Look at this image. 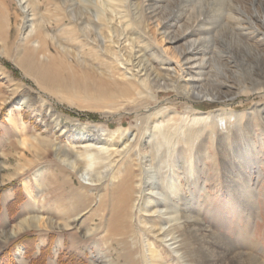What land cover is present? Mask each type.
Returning <instances> with one entry per match:
<instances>
[{"label": "rangeland", "instance_id": "1", "mask_svg": "<svg viewBox=\"0 0 264 264\" xmlns=\"http://www.w3.org/2000/svg\"><path fill=\"white\" fill-rule=\"evenodd\" d=\"M93 1L31 0L33 12L36 13L32 37L37 38L35 43L41 46L29 58L26 52L31 46L22 39V28L30 16L23 11L18 0H0V25L3 26V44L0 42V162L8 165L0 170V264L3 254L11 261L9 264H140L137 261L140 257H133L134 253L140 252L147 233L138 228L141 214L137 210L132 214L130 209L133 194L123 193L120 190L122 184L117 180L111 182L106 179L96 186L88 185L89 173L77 174L57 159L50 146L72 158L82 149L80 146L86 138L92 139L97 146L104 143L117 146L120 144L119 138L112 140L105 132L130 128L137 136L127 153L114 158L101 152L95 153L96 150L90 151L92 156L99 154L98 160L101 156L103 161L96 162V170H102L105 161L110 162L113 164L111 171H121V176H126L125 180L129 177V171L137 174L140 170L136 156L138 148L149 150V147L143 148L146 141L145 136H141L146 128L152 129L159 124L161 129L169 127L174 130L180 121L191 127L187 114L216 110L235 112L239 119H232L226 124L214 123L211 128L200 130L193 138L191 151L181 141L184 135H171L167 147L176 144L173 156L181 157L179 161H183L182 169L185 171L190 167L191 160L195 161L192 169L199 176L197 185L200 189L197 190L196 184L191 186L186 182L182 169H179V179L184 192L187 193L188 188L197 191V216L202 225L209 229L205 231L207 235L211 231L213 234L204 241L205 244L210 249L220 250L219 243L224 242L232 245L234 251H245L264 263V91L253 92L250 88L263 87L264 77L255 76L257 83L246 79L245 72L252 71V62L247 70L241 66L226 67L223 64L225 53L230 51L235 54L236 49L245 42L264 51V41L257 40L258 33L244 26L246 21L237 19L239 12L235 10V5L239 7L244 3L249 13L255 8L263 13L259 9L261 7L257 2L250 7L249 0H223L220 20L233 32L227 34L228 31L224 38L215 28L209 34L212 36L211 42L206 45L201 40L200 43L211 50L208 56L205 55L204 62L213 68V74L221 69L239 81L220 88L223 90L221 94L226 93L227 96L209 101L185 96L171 86L155 91L153 98L149 94L138 95L140 88L122 76L123 69L114 59L116 55L119 56L117 44L122 43V50L128 53L131 45L125 40L127 37L133 38L134 46H137L135 50L140 49L139 53L143 52L145 56L151 52L160 55L161 51L163 56L159 58L167 62L158 63L153 61L154 55H149L152 56L153 66L159 70L168 69L179 84L184 83L186 75L178 72L176 58L184 46L190 48V39L197 38L199 41L203 34L194 32L177 43L168 41V37L196 24L197 7L191 9L192 4L188 6L190 10L187 6L185 10H179V19L171 21L173 28L163 33V25L169 21V15L173 12L172 15L178 14V0H146V3L151 2V8L157 7L155 12L148 9L146 13H135L137 21L128 26L123 21L118 22L119 19L116 22L111 20L102 29L105 40L97 44L95 32L98 28L94 26L91 16L95 12ZM135 3L138 12L139 8L143 10L148 7L142 0H135ZM132 13L133 10L131 16ZM107 15L115 16L110 11H107ZM72 19L80 23L79 26L84 25L90 38L82 36L77 27L74 29ZM111 26L116 28V32ZM238 32H245V35ZM197 41L195 46L200 45ZM96 45L104 50L103 58L94 55ZM163 47L168 48L162 52ZM62 48L69 52H64ZM18 51L23 61H18ZM23 54L27 55L22 57ZM39 54L45 55V63L44 58L38 57ZM26 57L29 62L24 59ZM261 58L264 59V56ZM98 60L102 61L101 65ZM38 64L43 69H38ZM126 66L130 67L129 64ZM49 69V73L45 71ZM200 69L197 66L191 73V83L197 77L201 78ZM158 110L159 113H153ZM8 115L13 117L20 131L8 121ZM21 134L38 135L47 142H44L43 148L37 146L36 150H28L18 142ZM16 166L22 167L20 172L6 178L5 175L12 173ZM37 169L42 171L39 182L33 176ZM135 180L129 179V184L134 186ZM26 190L30 195H36L38 214L53 216L61 223L76 214L75 220L67 228L30 229L6 237L3 232L8 231L25 214L23 205L29 200ZM125 201L129 204L122 205ZM134 243L137 250L135 248L134 252H130L129 244ZM156 243L166 264H186L175 253L163 248L158 240ZM199 245L202 255V241H199ZM195 263L208 264V259L199 256Z\"/></svg>", "mask_w": 264, "mask_h": 264}, {"label": "bare ground", "instance_id": "2", "mask_svg": "<svg viewBox=\"0 0 264 264\" xmlns=\"http://www.w3.org/2000/svg\"><path fill=\"white\" fill-rule=\"evenodd\" d=\"M82 1H87V0H82ZM142 1H144L145 4L148 5V7L143 10L139 8L140 9L139 12L137 11L138 6L137 3H135V0L93 1L95 2V6H94L95 12L91 16L94 26L98 28V31L95 32L96 38L98 37L96 39L97 44H100L105 40V35L103 34L102 29L105 28L106 24L109 23L111 20L116 22V20L119 19L118 22L123 21L126 24V26H128L137 21L138 16L135 13H139V14L146 13V10L148 9H150V12L152 11L155 12L157 10V7L151 8L150 6L152 5L151 2L146 3V0H142ZM18 2L21 8L23 9V11L24 12L27 11V15L30 16V18H26V20L24 21L22 28L23 30L22 39H24V41H27L28 44H30L31 46L30 50L28 49V52H26L29 54L28 56L30 58V56L35 55L34 52L41 46L39 43L38 45L37 43H35L37 41L36 40L37 38L32 37L34 36L33 34L36 27L34 26L35 25L34 19H36L35 17L36 13L33 12V6H32V2L34 3V1L31 2V0L30 1L18 0ZM224 2L225 1L223 0H178L176 5L177 8L176 13L178 14L172 15L175 12L171 13L169 15V17L171 16L169 21L163 25L164 30L162 32L168 33L169 29L173 28L174 26L173 22L179 19L178 17V15H180L179 10H183V9L185 10L186 6L187 9L190 10L188 6L192 4L193 6H191V9L194 6L198 8L195 19L197 20L196 24H194L193 26L190 25V29H187L180 33H176L177 35L173 37H168L169 38L168 41L172 43H177V41H179L184 36L193 34L194 32L203 34L202 36H200V40L198 39L199 41H197V38L190 39L189 44H191L192 48L191 46L190 48L184 46L183 50L179 53V56L174 54L175 57L177 56L176 65L179 67L178 72L180 71L181 73H184L186 75V77L183 79L184 83L182 84H179L177 80L170 75V71L168 69L161 68V70L165 69L161 71L153 66L152 62L155 60L158 63L160 61L167 62L166 59L159 58L160 56H163V54H161V51H160V55L159 54L154 55L153 54L154 52H151V54H149V55H154L155 59L153 60L151 58L152 56L149 55L145 56L144 55L145 53L142 54L143 52L139 53L140 49L137 48L135 50L137 46H134L133 38L127 37L125 40L128 42L129 45H131L130 46L131 51H129L128 53H125V49L122 50V46H123L122 43L117 44L116 48H118L117 51L119 53L118 52L117 53L119 54V56L116 57L117 56L116 55L114 58L116 64L120 65L121 68L123 69L122 76L127 81H131L135 83L140 88V90L137 91L138 95L144 93V94H149L150 97L153 98L155 91H159V90L162 91V89H167L170 86L175 88L177 91L180 90L185 96L191 98L206 99L209 101L221 100L223 97L228 95L225 93L223 94L224 95L223 96L221 94L223 90H221L220 88H222L225 85H233V83L235 82L237 83V81H239L238 78L227 75V73L221 69L217 71L215 70L216 72L213 74L212 71L213 68L211 67L212 68L211 69L209 67V63L207 64L204 62L205 60L204 58L206 57L205 55L211 52V50L207 47H204L203 46L205 45L204 43H200L202 40L203 42L206 43V45L209 44L212 40L211 39L212 36H209V34L215 28H218L219 34H221V36L224 38L227 36L225 34L228 31L229 32L227 34L233 32L227 27V25H225V23H221L220 20L223 14L222 8L224 6ZM255 2L259 4V7H261L259 9H261L263 13H259L258 8L253 9V12L249 13L248 8L246 6H243L244 3L243 5L239 3L240 4V5L238 4L239 7L238 6L236 7L235 5V10L239 12L237 15L238 16L237 19L241 18L242 20L246 21L245 25L244 24L243 25L247 27L249 30H253V32L258 33L257 40L264 41V30L262 29V26L264 27V0H249L250 7H254L255 5H253V3ZM229 6L232 7L233 5L232 6L229 5ZM132 10H133L132 13L133 16H131L130 14ZM107 11L112 12L115 16L109 17L107 15ZM71 18L72 16L70 17V19ZM233 18L234 17L232 16V20ZM71 23L75 27L74 29H76L77 27V30L82 36L90 38L88 36L87 31L85 30L84 25L79 26L80 23L76 22V20L73 19L71 20ZM74 29L71 30L74 31ZM111 29H113V31L116 32L115 27L111 26ZM2 32H3V26L0 25V42L3 44ZM233 34L230 35L233 36ZM240 35L242 36L245 35V32L240 33ZM75 38L77 39V37ZM196 41L200 45L195 46ZM93 46L94 44L92 45V47ZM178 46H176V48ZM166 48L168 47L161 48L162 52H164ZM94 50H95L94 55L96 57L97 56L102 57V55L104 54V50L100 48V45H96ZM64 52H69V51L64 50ZM6 54H8V52H6ZM233 54L234 52L230 53V51L229 52L227 51V53H225L224 55L225 60L223 64L227 65L226 67L241 66L245 70H247L250 66V62H252L253 63V66L251 67L252 71L248 70L245 72L246 79L257 83L258 78H256L255 76L264 77V59L261 58L262 56H264V51H259V49L254 47L252 43L245 42V45H240V48L236 49L235 54L234 55ZM26 55L27 54H23L22 57ZM16 57L18 61L19 59L20 60L23 59L21 58L19 51ZM38 57H40L41 59L44 58L45 55L39 54ZM24 59H27V57ZM43 60L45 63L46 61L45 58ZM41 61L42 60H40V62ZM37 62L38 61H36V63ZM36 63L33 64L35 65ZM101 63L102 61H99L98 64L101 65ZM40 64L44 66L43 63ZM127 64H129L130 67L129 66L127 67L126 66ZM41 65L39 64L37 65L38 69L42 68V67L40 68ZM197 66L201 68L200 74H202V76L201 78L197 77L196 79L192 80L191 83V81L189 80L190 75ZM27 68L29 69V67ZM50 70L51 69L45 71L46 72L48 71L49 73ZM220 85L222 86L220 87ZM250 88L252 89L253 92H256L258 90L264 91V86L260 88L252 86ZM153 113H159V110ZM186 116L190 119L191 127L185 125L180 121L174 130L169 129V127H164L161 129L160 125L157 124L152 129L146 128V130H144L141 133V136H145V141H146V146H143V148L149 147V150L146 151L144 149L141 150L140 148H138V152L136 153V156H137V164L139 165L140 170L137 174H133L132 172L129 171V177L128 179L125 180L124 177L126 178V176L124 177L121 176V171L119 170L117 172L111 171L110 167L113 164L110 162L105 161L104 168L102 170H96V167H98L96 166V162H98L99 160L102 161L101 156L98 160L97 156H99V154L97 156L95 155L92 156L93 153H91L90 151L96 150L95 153L101 152L107 154V157L109 155L113 157L114 156L118 157L122 153H127L128 147L131 145V142H133L137 136V133L133 132L134 130H131L130 128L124 131H120L118 128L112 132H108V133L105 132L106 134H108V137L112 140L113 138L118 137L121 146H119L120 144L116 146L114 143H108V144L104 143L102 145L97 146L92 139L86 138L87 140L84 143H82V145L80 146L82 149L79 150L77 154H74L72 158L66 156V154L62 152H59L57 148H54L52 146L50 147L51 150H53L55 155L57 156V159L60 162L64 163L69 168H71L72 170H74L77 174L81 175L84 172L86 173L88 172L90 175V183L88 185L96 186L100 184V182L106 179L111 182L117 180L119 184H122L120 190L123 193L133 194L130 200L131 202L130 209L132 211V214L136 210H137L136 212H139L141 214V218L138 220L139 223L138 228H142V230H145L144 233L145 234L147 233L145 237L146 239H144L145 240L144 245L143 246L141 245L140 252L138 253L137 251L136 253H134L135 256L133 257V258L140 257V259L137 260L141 262L140 264H166L164 256L162 257L161 253L158 251L159 245L156 243L157 240L161 243L163 248H167L169 251L175 253V255H177L178 258H182L186 262V264H196L195 260L198 259L199 256H202L204 260L208 259V264H242L243 262H245L246 264H264L254 255L247 253L245 251L242 252L241 250L234 251L233 247H231L232 245L229 246L224 242L219 243V246H221L220 250L210 249L208 245L205 244L206 242L204 241L208 240V238L213 237V234L211 231V233L207 235L205 231H208L209 229H207L205 226L202 225L201 219L197 216L199 215V209H198L199 204L197 202V197H196L197 191L195 189H189V188L187 190V193L183 191V189L181 188L182 184L179 179V169H182L184 163L183 161H179L182 159L178 155L177 157L173 156L174 150L176 149V144H173L171 147H167V141L172 139L171 135L174 136L184 135L185 136L184 140L181 139V141L184 144H187L189 146L188 150L191 151L194 141L193 138L198 132H200V130H204L207 127L211 128L214 123L224 122V124H226L228 121L232 119L238 120L239 118H237V113L231 111L220 112L216 110V112H209V113L198 112L196 114H187ZM7 119L13 125H15V127L17 126L16 129L20 131L21 128L15 124L14 119L11 115H8ZM161 125H163V123ZM45 141L46 140H44L42 137L38 135L26 136V134H21L18 140L19 144L28 150L29 149L36 150L37 146H42L43 148V146L45 145L44 144ZM102 157H104V155H102ZM5 163L3 161L0 162V170L8 167V165H6ZM194 163L195 161L191 160V162L189 163L190 167H188L186 171L185 169H182V171H184L185 173L184 175L186 182L191 186L192 184L193 185L196 184V187L198 188L197 190H199L200 187L197 185L199 176L197 172H194L192 169V165ZM21 168L22 167L18 168L16 166L15 170L12 173L10 172L8 174L5 173L6 178L9 179L11 176L15 175L18 171L20 172ZM41 172L42 171L40 169H37L33 174L34 178L38 182L41 179ZM191 176L192 178L189 179ZM132 178L136 179L134 186H131L128 181L129 179ZM145 192H146V196H145ZM26 194L29 200L26 204L23 205L24 206L23 211H25V214L22 217H20L18 221H16V223L8 231L6 230L3 232V234L6 237L10 238L15 236L19 232L30 229H43L46 227L67 228L70 226L71 221L75 220L76 214L74 216L67 217V219H65L64 222L62 223L58 221L59 219L56 220L55 218H53V216H49V215L43 216L41 214H38L36 195L34 194L30 195V192L28 190H26ZM144 196L145 198H143ZM121 204L128 205L129 202L125 201L124 203ZM121 204L120 206H122ZM55 209L58 210V208L56 207ZM113 224H115V222ZM114 228L116 229V227ZM214 238L217 237L214 236ZM199 241H202V246L204 250V254L202 255H201ZM129 246H130L129 247L130 252H134L135 248L137 250L136 247L137 245L135 243L131 245L129 244ZM137 254L139 255L137 256Z\"/></svg>", "mask_w": 264, "mask_h": 264}, {"label": "trees", "instance_id": "3", "mask_svg": "<svg viewBox=\"0 0 264 264\" xmlns=\"http://www.w3.org/2000/svg\"><path fill=\"white\" fill-rule=\"evenodd\" d=\"M2 256H3V257H2V263H1V264H9V262H11L9 259H7V258L5 257V254H3Z\"/></svg>", "mask_w": 264, "mask_h": 264}]
</instances>
